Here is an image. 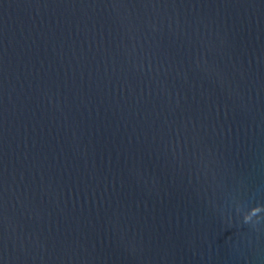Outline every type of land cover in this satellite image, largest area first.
<instances>
[{"label":"water","instance_id":"1","mask_svg":"<svg viewBox=\"0 0 264 264\" xmlns=\"http://www.w3.org/2000/svg\"><path fill=\"white\" fill-rule=\"evenodd\" d=\"M0 264H264V0H0Z\"/></svg>","mask_w":264,"mask_h":264},{"label":"clouds","instance_id":"2","mask_svg":"<svg viewBox=\"0 0 264 264\" xmlns=\"http://www.w3.org/2000/svg\"><path fill=\"white\" fill-rule=\"evenodd\" d=\"M247 221H245V223H246Z\"/></svg>","mask_w":264,"mask_h":264}]
</instances>
